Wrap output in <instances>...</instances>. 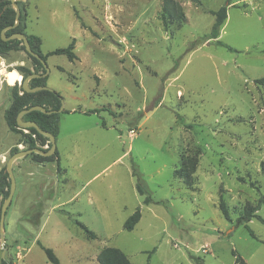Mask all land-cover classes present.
Here are the masks:
<instances>
[{
    "label": "rangeland",
    "instance_id": "rangeland-1",
    "mask_svg": "<svg viewBox=\"0 0 264 264\" xmlns=\"http://www.w3.org/2000/svg\"><path fill=\"white\" fill-rule=\"evenodd\" d=\"M162 1H20L24 32L39 36L43 54L74 38L77 57L45 61L46 86L67 111L55 137L60 161L38 164L30 154L13 161L0 264H52L37 241L59 264H98L106 246L133 264H264V224L236 223L264 191V85L255 82L264 77V0H178L185 21L168 28ZM227 3L217 40L205 39L209 11ZM18 65L31 66L26 52L3 54L5 172L11 150L28 147L3 118L12 86L20 87ZM189 158L195 167L186 182L174 170ZM5 198L0 191V208ZM137 207L139 221L124 229ZM256 213L264 217V203Z\"/></svg>",
    "mask_w": 264,
    "mask_h": 264
},
{
    "label": "trees",
    "instance_id": "trees-1",
    "mask_svg": "<svg viewBox=\"0 0 264 264\" xmlns=\"http://www.w3.org/2000/svg\"><path fill=\"white\" fill-rule=\"evenodd\" d=\"M197 1V0H193ZM17 4H20V1H17ZM219 7L217 10H210L209 12L214 15V21L211 25L210 31L204 35L205 39H215L219 36L220 28L222 27L226 17H227V6ZM22 11V10H21ZM185 13L180 5L178 0H163L161 6V13L160 19L162 24L165 28H168L170 24H177L180 25L182 22L185 21ZM15 21V10L12 7L11 0H0V53L6 54L10 51H17L23 50L26 52L28 57L31 60V66L26 67L25 65H18L17 70L22 74V78L26 77L30 73H43L44 67L41 61L33 55H30L25 50L24 45L22 44V40L19 39H10V40H3L1 37V30L9 25H13ZM23 15L22 12L19 14V23L7 29L5 31V36H9L14 32H22L26 35L28 43L32 51L37 53L42 60L47 59L49 55H57V54H64L69 60L76 59V54L74 52V38L69 42V44L65 47H58L47 53L43 54L41 52V39L39 36L35 34L25 33L24 26H23ZM219 43V41H217ZM46 76H39L34 77L29 80V86H46ZM17 82V80L15 81ZM255 82L258 84L264 85V77H260L255 79ZM21 92V93H20ZM33 105H40L45 107L47 110H55L51 113H44L39 110H32L26 112L22 115L23 120H31L34 121L42 130H45L55 137H57L59 133V113L57 110L61 105V96L55 90L46 88L37 90L34 92H26L24 91L21 86L18 87L17 84H14L11 89V101L9 106L3 112V118L5 123L8 127V130L11 132H19L21 133V137L19 138V143H26L27 148L36 147L39 145L41 149L44 145H47L48 148H44L43 150H48L51 143L49 138L45 135L40 134L35 128L33 127H26L21 128L16 123V116L18 112L24 108L31 107ZM62 112H67L66 110H62ZM96 112L95 109L87 110L84 113L90 114ZM178 118L181 119L180 115H177ZM22 129H26L28 133H22ZM18 151L17 148L11 150V154ZM32 160L37 163H45V162H56L59 164V151L56 148L55 151L51 155H41L38 153H30ZM195 167V160L193 158H189L185 163H183L179 168L174 170V173L182 178L184 181L189 182L191 180V173ZM5 168L0 169V191L5 193V196L8 195V190L4 191L5 185L9 182L7 177V171H4ZM132 175L136 177V190L141 195H145L144 188L139 183V176L138 173L134 170L132 171ZM151 202V198L148 195H145L143 198V203L148 204ZM264 203V191L260 194L257 199V203L255 205H247L244 208V212L237 218V224H246L251 219L255 218L259 220L262 224H264V217L260 216L256 211L260 208V205ZM219 209L224 216L225 219L229 220V214L226 207V204L222 198L219 200ZM141 217L140 207L135 208V210L124 220L123 228L126 230H132L134 225L139 221ZM87 235L91 238H94V233L90 231L85 225L78 222ZM253 236V233L250 232ZM41 249L44 251L48 261L52 264H59V259L54 253V251L50 247H46L42 245L39 241H37ZM98 264H133L125 253L119 249L118 247L113 246H106L102 248L97 256H96ZM2 264H10L5 259H1Z\"/></svg>",
    "mask_w": 264,
    "mask_h": 264
},
{
    "label": "water",
    "instance_id": "water-1",
    "mask_svg": "<svg viewBox=\"0 0 264 264\" xmlns=\"http://www.w3.org/2000/svg\"><path fill=\"white\" fill-rule=\"evenodd\" d=\"M11 1H12V7L15 10V21H14L13 25H9V26H7L1 30V37L3 40H10V39L22 40V44L24 45L27 53L38 58L41 61V63L43 64V67L45 70L43 73H30L29 75H27L26 77H23V78L21 75L20 86L26 92H34L37 90L46 89V88H48L47 86H35V87L29 86V80L31 78L39 77V76H46L49 70H48V67L46 65L45 60H42L40 58V56L37 53H35L34 51H32V49L30 48V45L28 43L26 35L22 32H14V33L10 34L9 36H5V34H4L7 29L16 26L19 23L20 10H19L17 1H21V0H11ZM2 65H3V54L0 53V68ZM10 73H12V70L10 71ZM32 110H39L41 112L48 113V114L55 111V110H47V109H45V107L40 106V105H33L31 107L24 108V109L20 110L16 116L17 125L21 128H26V127L35 128L40 134L45 135L49 138L51 145H50L49 149L46 151L39 148V147L21 149V150L14 152L13 154H11L8 157V159L6 160L5 167H6V171L8 173V177L10 180V187H9L8 195L3 200L2 204H1V208H0V245L1 246H4V241H5V238H4V217H5L7 207L11 201L14 189H15V181H14V176H13L12 168H11L13 161L16 158L23 157V156L28 155L30 153H38V154L46 155V156L51 155L56 149V142H55V136L54 135H52L51 133H49L45 130H42L34 121L22 119L23 114H25L26 112L32 111ZM62 110H63V102H61V105H60L59 109L57 110V112H61ZM4 251H5V247H3L1 250V257H3Z\"/></svg>",
    "mask_w": 264,
    "mask_h": 264
},
{
    "label": "crops",
    "instance_id": "crops-1",
    "mask_svg": "<svg viewBox=\"0 0 264 264\" xmlns=\"http://www.w3.org/2000/svg\"><path fill=\"white\" fill-rule=\"evenodd\" d=\"M18 51V50H17ZM11 52V51H10ZM9 52V53H10ZM20 61H22V60H20ZM63 109H64V107H63ZM68 112H72V113H82V112H78V111H76V108H72V109H70V110H68ZM82 114H85L84 112L82 113ZM19 145H21V144H19ZM10 149V148H9ZM59 153H60V151H59ZM61 154V153H60ZM60 154H59V158H60ZM35 162V161H34ZM35 163H37V162H35ZM46 163V162H45ZM38 164H44V163H38ZM31 176V175H30ZM29 181H34L32 178L31 179H29ZM32 183L33 182H30V185H32Z\"/></svg>",
    "mask_w": 264,
    "mask_h": 264
},
{
    "label": "built area",
    "instance_id": "built-area-1",
    "mask_svg": "<svg viewBox=\"0 0 264 264\" xmlns=\"http://www.w3.org/2000/svg\"><path fill=\"white\" fill-rule=\"evenodd\" d=\"M19 83H20V79H19V81H18ZM21 93V92H20ZM26 130V129H25Z\"/></svg>",
    "mask_w": 264,
    "mask_h": 264
}]
</instances>
